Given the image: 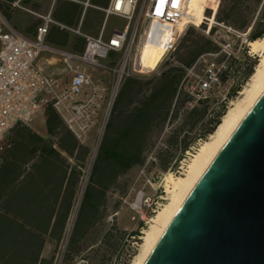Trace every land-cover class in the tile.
<instances>
[{"label": "trees", "instance_id": "16d2710c", "mask_svg": "<svg viewBox=\"0 0 264 264\" xmlns=\"http://www.w3.org/2000/svg\"><path fill=\"white\" fill-rule=\"evenodd\" d=\"M6 1L0 0L1 13ZM215 20L237 32L249 29L247 39H258L264 36V0H220ZM203 29L187 26L154 70L122 80L84 182L90 147L57 120L49 101L43 108L56 147L47 146L27 124L9 129L0 153V264H53L65 234L62 264L78 259L105 264L112 258L111 264H127L117 250L116 236L124 232L105 223L111 201L115 212L126 194L124 176L144 165L148 156L158 172L176 171L186 152L214 131L227 99L238 90L232 89L215 107L214 95L195 100L184 88L186 69L221 50L212 37L215 27L208 33ZM243 56L247 75L256 61L246 48ZM229 70L228 64L220 70L218 83ZM131 235L139 236V228Z\"/></svg>", "mask_w": 264, "mask_h": 264}, {"label": "built area", "instance_id": "2783aa9c", "mask_svg": "<svg viewBox=\"0 0 264 264\" xmlns=\"http://www.w3.org/2000/svg\"><path fill=\"white\" fill-rule=\"evenodd\" d=\"M188 2L141 0L137 5L138 0H109L104 8L105 14L124 18L126 25L114 28L107 38L83 35L85 45L81 53L55 49L45 43L51 21L48 15L37 27L34 39H28L10 26L0 12V153L7 146L9 129L17 123L29 124L32 121L41 107L38 101L41 95L48 97L65 127L83 143L100 117L106 121L122 80L146 73L140 70L138 59L142 43L149 35V24L157 21L173 25L181 17H186L185 26L194 25L192 15L187 12ZM206 8L213 17L215 12ZM234 32L247 36V32ZM178 36L166 40L165 53L174 49ZM42 52L55 53L60 58L63 74L69 78L66 84L61 85L59 77L45 73L40 67L38 57ZM113 52L117 56L110 59ZM90 68L106 71L108 82L94 78ZM193 68L194 65L186 69L183 86L196 100L201 97L199 91L203 93L218 83L221 69L212 62L205 63L199 76L194 74ZM191 76L197 78L196 90L192 85L186 86V79ZM53 264H62V255L56 257Z\"/></svg>", "mask_w": 264, "mask_h": 264}, {"label": "water", "instance_id": "95a60500", "mask_svg": "<svg viewBox=\"0 0 264 264\" xmlns=\"http://www.w3.org/2000/svg\"><path fill=\"white\" fill-rule=\"evenodd\" d=\"M143 264H264V91Z\"/></svg>", "mask_w": 264, "mask_h": 264}, {"label": "rangeland", "instance_id": "374dc122", "mask_svg": "<svg viewBox=\"0 0 264 264\" xmlns=\"http://www.w3.org/2000/svg\"><path fill=\"white\" fill-rule=\"evenodd\" d=\"M140 1L141 0H138L137 5ZM207 3H210L211 7H216L217 0H208ZM204 14L207 18H211L210 10L208 8L205 9ZM214 21H216L215 14L212 17V22H209L207 19H205L204 22H202L198 26L187 25L196 28L203 26L204 33H208L210 27L214 26L215 29L212 33V37L219 43L221 47V54L214 53L202 56L197 65L193 68V72L194 74L201 76L205 63L210 62L214 63L215 66L220 67L221 70L225 67V65H230V70L226 72V74L223 76V78H221L219 83H216L209 90L203 93H201L200 91L198 92V94L200 95H214L217 101H212V105L218 107L220 106L219 103L225 98L226 95H228V93L231 92L232 89H238L232 97L227 99L225 108L226 112L233 101H235L237 98L242 97L241 91L244 89L247 82L249 81L250 76L254 71L255 65L259 60V57L248 52L249 40L247 39V37L245 38V36L227 29L226 27H224V25L216 24ZM187 26H185L182 31H184ZM131 31L132 30L130 24L129 32ZM182 31L180 32V34L182 33ZM244 48H246V54L256 61L255 65L252 67V71L250 72V74L247 75L246 73L249 71V66L247 60L243 56ZM51 54L56 55L55 53ZM221 56L223 57L220 58ZM89 70L94 78L99 79L105 83L108 82L109 74L106 71H103L99 68H90ZM96 72H102L105 76V79H101L98 74H95ZM186 80V86L192 85L195 90L197 89L198 85L196 83V77L191 76L189 79ZM38 101L42 104L48 101V97L45 95H41L38 97ZM104 123L105 121H103V118L100 117L98 119L97 124L90 129L86 137L85 143H87L90 147V155L87 165L85 167V175L83 177V182L86 179L90 163L95 155L99 138L103 131ZM200 142L201 140L197 143L195 147L192 148L191 151L188 152L193 153L199 146ZM188 152H186V156L179 162V167L178 169H176V171L158 172L155 166L150 164V156H148L144 165L133 167L124 176L123 188L126 189V194L122 197L120 205L115 212H112L111 210V201V204L107 207V214L105 218V223H107L109 226L113 225L117 230L124 232L123 234L121 233L119 236H116L120 237L117 250L118 257H121V262H123V259L125 258L127 259V264H129L133 256L137 254V250L141 242L140 235L142 234L144 228H146L147 226V218L155 214V211L159 207V203L164 201L161 197L164 195V184L166 182L167 173L171 172L177 175L181 170L182 163L184 164L190 156ZM118 187L120 189V187H122V184ZM115 197L116 196H113L112 199H116ZM139 219L143 221L142 226H140L139 224ZM136 228H139L140 235L135 237L131 235V231L135 230ZM113 239L116 238L114 237ZM66 240L67 234H65L59 247L57 248V251H55L54 259L56 257H59V255H62L63 258ZM48 251L49 249L47 248L46 253ZM118 257H116L117 262ZM113 259L114 258H112V260L110 261L108 259L105 264H111L113 262ZM83 263L84 261L78 259L72 264Z\"/></svg>", "mask_w": 264, "mask_h": 264}, {"label": "bare ground", "instance_id": "6f19581e", "mask_svg": "<svg viewBox=\"0 0 264 264\" xmlns=\"http://www.w3.org/2000/svg\"><path fill=\"white\" fill-rule=\"evenodd\" d=\"M208 0H189L187 12L192 15L194 25H200L206 16L205 7L212 8ZM186 17H181L176 24L153 22L148 27V38L142 43L139 53L140 70L149 72L161 61L165 53V42L169 37H177L183 30ZM212 22V17L207 18ZM248 52L259 57L254 71L244 89L242 97L237 98L221 116L219 124L193 153H189L186 162L177 175L168 172L164 184V201L159 203L155 214L147 218V226L140 235V246L129 264H143L163 234L171 219L186 199L187 195L207 169L212 159L227 141L231 133L244 118L249 109L264 91V36L248 41ZM138 200V199H137Z\"/></svg>", "mask_w": 264, "mask_h": 264}, {"label": "crops", "instance_id": "0c3cea01", "mask_svg": "<svg viewBox=\"0 0 264 264\" xmlns=\"http://www.w3.org/2000/svg\"><path fill=\"white\" fill-rule=\"evenodd\" d=\"M108 3L109 0H7L2 6V13L7 23L28 39H34L37 27L43 22V17L48 15L51 21L45 34V43L55 49L81 53L85 45L83 35L107 38L114 28L126 25L124 18L105 14L104 8ZM116 56L117 53L113 52L109 58ZM38 63L45 73L59 77L61 85L68 82L69 78L63 74V64L57 55L42 52ZM95 74L105 79L102 72ZM44 103L27 126L39 134L47 146L56 147V134L48 131ZM54 112L57 120L63 124ZM82 144L87 143L84 141Z\"/></svg>", "mask_w": 264, "mask_h": 264}]
</instances>
